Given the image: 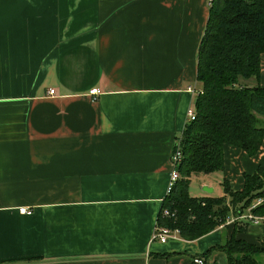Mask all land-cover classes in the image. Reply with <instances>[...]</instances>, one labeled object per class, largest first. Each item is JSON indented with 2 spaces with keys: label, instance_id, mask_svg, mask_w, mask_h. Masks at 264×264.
I'll return each instance as SVG.
<instances>
[{
  "label": "crops",
  "instance_id": "1",
  "mask_svg": "<svg viewBox=\"0 0 264 264\" xmlns=\"http://www.w3.org/2000/svg\"><path fill=\"white\" fill-rule=\"evenodd\" d=\"M207 11V0H0V264H226L216 247L233 222L151 240L200 88ZM259 68L264 87V53ZM262 139L254 156L223 146L221 171L191 175L188 194L224 196L222 179L240 190L264 165ZM235 237L264 245V222Z\"/></svg>",
  "mask_w": 264,
  "mask_h": 264
},
{
  "label": "trees",
  "instance_id": "2",
  "mask_svg": "<svg viewBox=\"0 0 264 264\" xmlns=\"http://www.w3.org/2000/svg\"><path fill=\"white\" fill-rule=\"evenodd\" d=\"M197 49L196 81L200 85L192 105L195 118L186 122L178 138L179 178L162 198L156 226L178 229L182 240H193L224 224L230 214L249 211L264 216V165L243 173L242 188L220 184L224 196L188 194L191 175L221 171L226 144L254 156L262 143L264 87L259 82V57L264 53V0H212ZM162 209L171 216L160 215ZM249 221H234L229 237L216 248L226 264H264V245L235 237ZM207 253V252H206Z\"/></svg>",
  "mask_w": 264,
  "mask_h": 264
},
{
  "label": "built area",
  "instance_id": "3",
  "mask_svg": "<svg viewBox=\"0 0 264 264\" xmlns=\"http://www.w3.org/2000/svg\"><path fill=\"white\" fill-rule=\"evenodd\" d=\"M212 0H207V4L209 5L211 3ZM199 91H196V93H198ZM53 90H49V94H52ZM98 93L97 88L95 89H91L88 91V95L92 97V99L95 98L96 94ZM195 93V94H196ZM186 114V122H190L195 118V113L193 111L192 106H189L186 108L185 111ZM174 146H173V150L171 152V168H170V172H169V176H168V181H167V190L166 192L170 189L171 185L174 183L175 180H177L179 178V173L178 171H176V164L180 161L181 159V152H180V146L178 143V140H176L174 142ZM260 202V199H257V201H255L254 203H252L248 208L245 209V211H243L242 214H238V215H232L230 214L229 218H227L224 222V224H228L229 222H234V221H242V220H247L249 221V223L251 224H257V223H261L264 222V216H255L253 215L249 209L254 207L255 205H257V203ZM22 212L28 214L29 211L22 209ZM160 215H162L163 217H167V216H171L170 214H168L167 210L162 209L160 211ZM178 237V229L176 228H172L171 229H167L163 226H159V225H155L154 226V231L152 233L151 236V240L155 241V242H161L164 243L169 239ZM192 263L193 264H203V260L201 258L195 257L192 259Z\"/></svg>",
  "mask_w": 264,
  "mask_h": 264
},
{
  "label": "rangeland",
  "instance_id": "4",
  "mask_svg": "<svg viewBox=\"0 0 264 264\" xmlns=\"http://www.w3.org/2000/svg\"><path fill=\"white\" fill-rule=\"evenodd\" d=\"M200 176L193 178L190 182H188V189L190 193H197V190L199 188V182L201 181Z\"/></svg>",
  "mask_w": 264,
  "mask_h": 264
},
{
  "label": "water",
  "instance_id": "5",
  "mask_svg": "<svg viewBox=\"0 0 264 264\" xmlns=\"http://www.w3.org/2000/svg\"><path fill=\"white\" fill-rule=\"evenodd\" d=\"M202 189H204L205 191H209V192H210V189H207V188H205V187H204V188H202Z\"/></svg>",
  "mask_w": 264,
  "mask_h": 264
}]
</instances>
